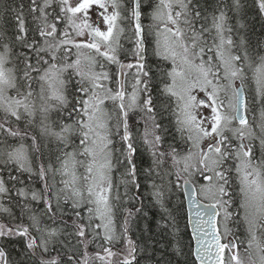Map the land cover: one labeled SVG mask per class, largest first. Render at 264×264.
Segmentation results:
<instances>
[{
	"label": "snow or ice",
	"instance_id": "6c2138e0",
	"mask_svg": "<svg viewBox=\"0 0 264 264\" xmlns=\"http://www.w3.org/2000/svg\"><path fill=\"white\" fill-rule=\"evenodd\" d=\"M254 2L264 16V0ZM241 8V0H0V173H8L0 196L18 198L20 210L0 206L11 217L0 222V264H150L159 241L132 235L145 185L170 237L161 247L189 264L181 180L197 208L200 264H264V41L245 34ZM249 83L262 106L259 133L247 118ZM158 107L186 149L164 147ZM234 182L244 254L228 226Z\"/></svg>",
	"mask_w": 264,
	"mask_h": 264
},
{
	"label": "trees",
	"instance_id": "16d2710c",
	"mask_svg": "<svg viewBox=\"0 0 264 264\" xmlns=\"http://www.w3.org/2000/svg\"><path fill=\"white\" fill-rule=\"evenodd\" d=\"M128 2L130 4L131 0H128ZM226 2L230 3V0H226ZM16 3L18 4L19 0H16ZM241 4H242V8L239 12V18L241 22L246 24L247 26L246 29L244 30L245 34L250 38L253 44H255L257 40L264 41V16L260 15L258 7L256 6L254 0H241ZM144 23L147 25L148 21L145 20ZM125 27L126 28L129 27L127 22L125 23ZM125 43L127 46V42ZM148 58L150 61L155 60V58L152 57L150 53H149ZM246 93L250 101L249 106L251 107L252 112L255 111V115H256V104L258 101L252 102V96L254 95V84L249 83L248 85H246ZM158 120L163 124L165 128L168 129V134L166 135V143L164 147L166 148L168 143L175 142V144L179 145L181 148L186 149V146L183 144V141L179 139L178 134L175 132V126L173 123L174 117L168 112L160 111L158 107ZM139 127L142 131L143 125L141 124L139 125ZM174 138H175V141H174ZM141 151L143 152V148L141 149ZM144 161H145V166L147 165V163L150 162V158L146 152H144ZM170 166H171V161L169 160L166 163L165 167L170 169ZM0 167H3V165H0ZM12 174L20 175L19 173H16L15 171H13ZM0 176H3V178L7 180L8 179L7 171L0 173ZM21 179H23L25 181V184H27L29 187L39 188L42 186L38 181H30L28 179L27 174H23L21 176ZM182 182L183 181L181 180L180 182L181 185H182ZM142 183H143V180H142ZM8 186L11 187V184H9ZM22 186L23 185H20V184L16 185L17 188L22 187ZM230 191L232 192L235 203L230 208V211L234 213V216H233V219L229 221L228 226L233 230L236 236H238L241 240L245 241V243L240 245V251L242 254H244V248L246 247L247 232H246V228L243 222L242 210L237 207V205L240 202V195L238 191V186L235 182L233 183V187L232 189H230ZM147 192H148V189L145 185L141 188V193L144 195L143 213L139 214V218L134 222V227H133V232H132L133 238L144 237L145 239L151 238V239L159 241V243L154 246L156 251L152 253V260L150 264H155L157 260H159L161 264H168L169 261H172V264H175V261L177 259H180L181 264H183L184 257L177 258L174 255L170 246L161 247V245H167V241L170 239V237L167 236L165 233H162L158 230L157 221L160 220L161 209L158 205H155L151 201V197L147 195ZM14 193H15V189H13L12 194L14 195ZM180 198L184 202V195H183L182 187L180 190ZM17 199L18 198H14L12 201H9V199L6 196H0V206L11 207L13 214L16 216H19L20 210H19V207H16ZM173 202L175 203V198H173ZM135 206L140 207L141 206L140 201H137ZM183 206H184V212L182 214V218H180V228H181V234H182L181 242H182L183 250L186 254L189 264H197L193 256V246H192V240H191V236H190L188 224H187V212H186L185 202L183 203ZM144 213H146V215H144ZM0 222L10 223L11 217L8 216L7 214L0 213ZM119 222H122V216ZM25 223H27L26 220H25ZM13 243L19 244V238L13 241ZM8 248L9 250H11L10 245L8 246Z\"/></svg>",
	"mask_w": 264,
	"mask_h": 264
},
{
	"label": "water",
	"instance_id": "95a60500",
	"mask_svg": "<svg viewBox=\"0 0 264 264\" xmlns=\"http://www.w3.org/2000/svg\"><path fill=\"white\" fill-rule=\"evenodd\" d=\"M182 190H183L184 202H185L186 212H187V224H188V229H189V233H190L191 240H192L193 256H194L197 264H200L199 259L194 255V253L199 249V244H198L197 240H198V238H202V233L195 231V228H196L195 212L197 211V208L195 205H193L191 203V197L184 191L183 185H182ZM198 203L201 205H207L208 201H204V200L200 199V200H198ZM200 210H203V209H200ZM203 219L207 220L208 217L204 216ZM217 220H218V217H217ZM208 227L209 226L207 224H204L202 226L203 230H205V231L208 230ZM209 239H210V237H209Z\"/></svg>",
	"mask_w": 264,
	"mask_h": 264
},
{
	"label": "flooded vegetation",
	"instance_id": "af4514ba",
	"mask_svg": "<svg viewBox=\"0 0 264 264\" xmlns=\"http://www.w3.org/2000/svg\"><path fill=\"white\" fill-rule=\"evenodd\" d=\"M245 95L247 96L246 91H245ZM260 111H261V106L257 102V104H256V115H255V111L252 112V109H251L250 106H249V110H248V113H247V118L249 119V121L253 122L254 130L257 133H259V128L255 127V125L259 123ZM242 216H243V210H242Z\"/></svg>",
	"mask_w": 264,
	"mask_h": 264
},
{
	"label": "rangeland",
	"instance_id": "374dc122",
	"mask_svg": "<svg viewBox=\"0 0 264 264\" xmlns=\"http://www.w3.org/2000/svg\"><path fill=\"white\" fill-rule=\"evenodd\" d=\"M93 19H95L94 15H93ZM238 83H239V81L236 82V84H238ZM254 88H255V86H254ZM201 95H202V93H201ZM225 103H227V101H225ZM218 221H221L219 223V225H220V231L222 232L223 231L222 214H221V216H219Z\"/></svg>",
	"mask_w": 264,
	"mask_h": 264
}]
</instances>
